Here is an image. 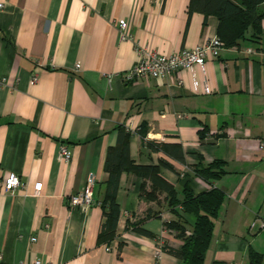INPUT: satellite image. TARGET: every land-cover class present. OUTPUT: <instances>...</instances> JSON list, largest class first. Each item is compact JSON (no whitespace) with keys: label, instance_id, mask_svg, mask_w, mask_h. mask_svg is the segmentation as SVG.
I'll use <instances>...</instances> for the list:
<instances>
[{"label":"crops","instance_id":"obj_1","mask_svg":"<svg viewBox=\"0 0 264 264\" xmlns=\"http://www.w3.org/2000/svg\"><path fill=\"white\" fill-rule=\"evenodd\" d=\"M186 3L0 0V264L34 257L51 264H151L158 242L180 244L163 224L174 217L164 192L157 200L141 198L142 177L129 171L118 178L115 235L96 242L104 155L116 142L118 124L129 130V158L158 164L177 188L184 181L193 192L209 187L191 175L198 155L204 162L223 160L225 172L212 185L224 197L202 264H252L250 249L258 255L254 264H264V47L248 39L222 46L216 56H205L202 68L193 67V77L176 70L180 83L123 77L136 59L135 44L169 53L215 34L216 17L187 15ZM119 18L129 38L118 35ZM260 25L264 32V17ZM107 72L113 73L108 82ZM143 139L179 142L185 163L141 145ZM61 144L67 159L58 155ZM9 171L19 178L11 193L2 190ZM89 173L93 202L84 211L68 207V196L83 188ZM35 181L41 186L32 195ZM146 212L157 215L138 226L151 235L127 226ZM179 262L160 247L156 264Z\"/></svg>","mask_w":264,"mask_h":264},{"label":"trees","instance_id":"obj_2","mask_svg":"<svg viewBox=\"0 0 264 264\" xmlns=\"http://www.w3.org/2000/svg\"><path fill=\"white\" fill-rule=\"evenodd\" d=\"M192 11L201 12L204 16L213 14L217 19L215 35L223 46L236 45L240 40L248 39L258 47H264V32L260 20L264 17V0H187V15ZM205 127L198 129L199 138L203 137ZM117 138L114 145L106 148L103 168L106 171L102 195L98 200L101 209V220L96 232V242H108L115 235L119 215V204L116 199L118 178L121 171H129L140 177L139 196L145 200H157V194L164 192L163 199L173 218L163 221L181 240L177 247L164 246L163 249L179 258L178 264H202L205 250L213 230L214 218L222 203L224 192L212 185V181L222 175L223 160L214 158L204 162L201 155L189 164L191 175L209 183V187L193 192L187 181L179 188L164 179L158 170V164L134 163L128 155L129 130L117 125ZM138 132L144 138L145 125L141 124ZM141 145L151 150H161L174 159L185 163L183 150L179 142L156 141L143 139ZM159 164L172 168L171 164L160 158ZM148 180V188L145 181ZM155 213L146 212L143 216L128 222L130 229L151 235L146 229L138 226L144 218ZM119 247V246H118ZM258 256L251 249L249 257L252 264ZM254 258V259H253Z\"/></svg>","mask_w":264,"mask_h":264},{"label":"built area","instance_id":"obj_3","mask_svg":"<svg viewBox=\"0 0 264 264\" xmlns=\"http://www.w3.org/2000/svg\"><path fill=\"white\" fill-rule=\"evenodd\" d=\"M118 28V35L120 38H129L130 34L127 30V22L124 18L116 20ZM223 46L222 41L217 35H211L207 40L200 44H195L190 47H182L169 53H159L154 49L146 46L135 44L136 59L134 63L123 72L125 79L139 78L143 76H151L157 78H172L177 83L181 82V79L175 76V71L178 69H186L193 77V67L198 66L202 68L205 56H216L218 50ZM78 66V63L74 64ZM112 72L105 74L107 82L110 80ZM36 76L33 74L30 76L29 81H34ZM58 155L67 159L69 151L64 145H59ZM94 182L93 174L89 173L86 177L85 184L81 190L71 193L68 196V207H76L82 211L93 202L92 198V184ZM19 185L18 174L9 171L2 179L3 192L11 193L13 188ZM41 182L35 181L32 185V195L38 194L40 190ZM260 225L264 224V220L259 221ZM34 237L31 236L32 240ZM158 246L153 253V261L151 264H156L159 258L161 242H158ZM1 262V254H0ZM8 264H51L49 262L43 263L38 257H34L28 261H16Z\"/></svg>","mask_w":264,"mask_h":264}]
</instances>
